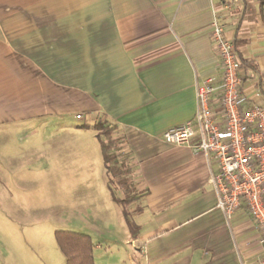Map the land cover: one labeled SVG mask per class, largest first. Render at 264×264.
<instances>
[{
	"label": "crops",
	"instance_id": "0c3cea01",
	"mask_svg": "<svg viewBox=\"0 0 264 264\" xmlns=\"http://www.w3.org/2000/svg\"><path fill=\"white\" fill-rule=\"evenodd\" d=\"M215 20L235 44L245 106L264 107L260 0H0L3 239L19 217L35 216L24 185L47 169L56 182L75 151L99 147L103 158L93 126L108 121L116 163L134 169L139 196L128 208L137 226L128 264H264L246 205L231 218L217 207L216 159L162 139L194 118L199 85L220 83Z\"/></svg>",
	"mask_w": 264,
	"mask_h": 264
},
{
	"label": "rangeland",
	"instance_id": "374dc122",
	"mask_svg": "<svg viewBox=\"0 0 264 264\" xmlns=\"http://www.w3.org/2000/svg\"><path fill=\"white\" fill-rule=\"evenodd\" d=\"M99 153V147L96 156L93 152L87 155L75 151L72 168H58L56 182L51 181L47 169L40 183L24 185L25 199L29 201L26 205L34 203L36 213L19 217L15 230L11 229L6 239L0 232V264H66L57 241L60 230L89 235L95 264L129 263L127 254L133 251V238L128 235L130 229L122 207L112 198L108 180H112L116 195L126 198L137 190L136 175L134 169L127 164L117 165L116 160L108 174ZM129 204L125 205L128 216L136 221L135 214L128 210Z\"/></svg>",
	"mask_w": 264,
	"mask_h": 264
},
{
	"label": "built area",
	"instance_id": "2783aa9c",
	"mask_svg": "<svg viewBox=\"0 0 264 264\" xmlns=\"http://www.w3.org/2000/svg\"><path fill=\"white\" fill-rule=\"evenodd\" d=\"M211 33L221 58L220 83L199 85L194 118L168 128L162 139L216 159L210 182L218 195L217 207L231 218L245 204L264 242V107L245 106L239 56L225 36V26L215 20Z\"/></svg>",
	"mask_w": 264,
	"mask_h": 264
},
{
	"label": "trees",
	"instance_id": "16d2710c",
	"mask_svg": "<svg viewBox=\"0 0 264 264\" xmlns=\"http://www.w3.org/2000/svg\"><path fill=\"white\" fill-rule=\"evenodd\" d=\"M261 4L264 5V0H260ZM93 128H95L98 133L101 144V150L107 168V172L110 173L112 169V163L116 160V149L118 145V140L114 137V132L116 126L112 125L108 121H100L96 123ZM109 189L112 194L114 202L123 207V212L127 220L130 232L136 235V224L129 218V213L125 207L127 203L133 202L138 195H132L126 198H121L116 195L115 190L112 185V180H108ZM58 244L66 256V264H95L93 256V242L89 235L81 234L74 231L60 230L57 232Z\"/></svg>",
	"mask_w": 264,
	"mask_h": 264
}]
</instances>
